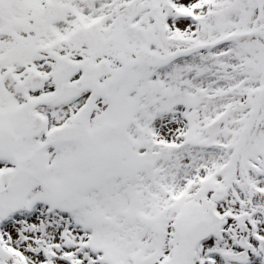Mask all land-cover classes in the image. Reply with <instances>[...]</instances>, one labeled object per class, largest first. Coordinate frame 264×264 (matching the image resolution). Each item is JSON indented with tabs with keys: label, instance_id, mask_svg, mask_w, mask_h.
Instances as JSON below:
<instances>
[{
	"label": "snow or ice",
	"instance_id": "1",
	"mask_svg": "<svg viewBox=\"0 0 264 264\" xmlns=\"http://www.w3.org/2000/svg\"><path fill=\"white\" fill-rule=\"evenodd\" d=\"M0 264H264V0H0Z\"/></svg>",
	"mask_w": 264,
	"mask_h": 264
}]
</instances>
